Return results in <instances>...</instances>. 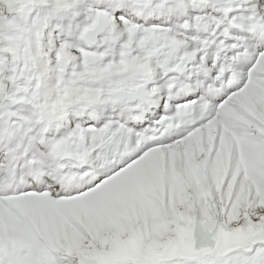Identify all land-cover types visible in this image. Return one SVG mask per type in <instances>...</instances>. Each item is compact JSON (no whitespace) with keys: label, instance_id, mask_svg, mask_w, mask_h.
<instances>
[{"label":"snow or ice","instance_id":"snow-or-ice-1","mask_svg":"<svg viewBox=\"0 0 264 264\" xmlns=\"http://www.w3.org/2000/svg\"><path fill=\"white\" fill-rule=\"evenodd\" d=\"M0 264H264V0H0Z\"/></svg>","mask_w":264,"mask_h":264}]
</instances>
